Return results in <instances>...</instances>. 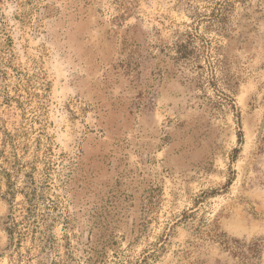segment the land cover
<instances>
[{
	"label": "rangeland",
	"instance_id": "obj_1",
	"mask_svg": "<svg viewBox=\"0 0 264 264\" xmlns=\"http://www.w3.org/2000/svg\"><path fill=\"white\" fill-rule=\"evenodd\" d=\"M0 264H264V0H0Z\"/></svg>",
	"mask_w": 264,
	"mask_h": 264
}]
</instances>
